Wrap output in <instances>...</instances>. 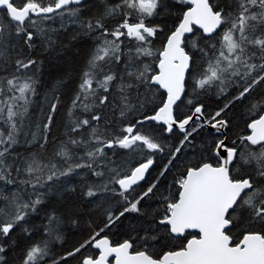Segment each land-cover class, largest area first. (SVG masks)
Returning <instances> with one entry per match:
<instances>
[{
  "label": "snow or ice",
  "instance_id": "1",
  "mask_svg": "<svg viewBox=\"0 0 264 264\" xmlns=\"http://www.w3.org/2000/svg\"><path fill=\"white\" fill-rule=\"evenodd\" d=\"M88 2L0 0V264H264V0Z\"/></svg>",
  "mask_w": 264,
  "mask_h": 264
},
{
  "label": "trees",
  "instance_id": "2",
  "mask_svg": "<svg viewBox=\"0 0 264 264\" xmlns=\"http://www.w3.org/2000/svg\"><path fill=\"white\" fill-rule=\"evenodd\" d=\"M100 2H101V0H89L88 4L86 6V10H85V13L84 14L85 15H88L90 12L91 13H95L96 8L94 7V5H98ZM64 39L66 40L67 39V36H64ZM77 47L80 48V50H81V57L80 58H82V56L84 55V49L79 44L77 45ZM74 51H75V49H73L72 51H70V52H68L66 54V58H65L66 61H70L71 60L72 53ZM57 63H65V61H58ZM44 71L46 73H53L55 70L53 68H51V67L46 66L45 69H44ZM44 80H45V88H46L47 87V82L51 80V75H46L44 77ZM43 95H44V90L42 89L41 92H40L39 97L35 100V107L33 109V115L35 117H37V118H39V116H40V108H41V105L43 104ZM207 103L208 104H213L214 101L212 99H209L207 101ZM66 107H67V104L65 103L64 105H62V107L60 109V114L57 117V123L58 124H60V123L63 122V118H64L63 114L65 112ZM237 122L240 123V120H239V110H237ZM241 126L243 127L242 124H241ZM209 136H210V132L208 130L203 131L201 133V136L197 137V141H196L197 144L200 143L201 137H209ZM177 139H178V137H176V138H169L167 142L170 143V144L171 143H176L177 142ZM161 159H162V157H161ZM72 179H73V182H76V183L79 182V178L78 177H73ZM32 221H33V223L37 227H39L41 225L42 221H43V216L42 215H40L38 217L37 216H34L32 218ZM85 231H86V229H85ZM34 238L35 239H39V236L37 235ZM79 238H80L79 233H76V230H74V229L69 230L68 231V234H67V243H65L63 245V247H70L71 244H72V242H74V240L79 239ZM13 256H15V254H13Z\"/></svg>",
  "mask_w": 264,
  "mask_h": 264
},
{
  "label": "water",
  "instance_id": "3",
  "mask_svg": "<svg viewBox=\"0 0 264 264\" xmlns=\"http://www.w3.org/2000/svg\"><path fill=\"white\" fill-rule=\"evenodd\" d=\"M210 132V130H208Z\"/></svg>",
  "mask_w": 264,
  "mask_h": 264
}]
</instances>
